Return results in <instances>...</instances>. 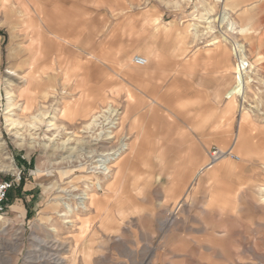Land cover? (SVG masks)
Returning <instances> with one entry per match:
<instances>
[{"label": "rangeland", "instance_id": "1", "mask_svg": "<svg viewBox=\"0 0 264 264\" xmlns=\"http://www.w3.org/2000/svg\"><path fill=\"white\" fill-rule=\"evenodd\" d=\"M228 1L0 0V180H17L0 216V264H57L55 257L65 258L61 264H264V0H231L242 15ZM225 11L229 21H215ZM232 15L249 28L235 36L250 62L228 29ZM62 17L79 29L92 24L101 60L90 62L78 49L59 58L50 28ZM224 34L238 59L234 87L237 59L219 68L217 47L226 42L211 46ZM147 55L146 67L133 62ZM230 89L255 125L247 158L242 163L234 152L230 170L204 176L177 208L189 181L167 195L175 166L200 153L195 171L216 166L233 144L238 107L223 116ZM130 91L144 104L129 118ZM151 99L159 106L151 108ZM42 112L47 119L30 126ZM98 114L101 126L85 129ZM53 116L59 130L48 127ZM9 118L21 124L12 128ZM182 129L189 152L180 146ZM124 142L129 148L119 156ZM108 153L109 176L99 170ZM86 192L84 209L78 198Z\"/></svg>", "mask_w": 264, "mask_h": 264}, {"label": "crops", "instance_id": "2", "mask_svg": "<svg viewBox=\"0 0 264 264\" xmlns=\"http://www.w3.org/2000/svg\"><path fill=\"white\" fill-rule=\"evenodd\" d=\"M233 3L234 2L231 0L226 2V4H228L229 11L231 9L233 12L237 11L236 13L234 12L233 14L242 15V14H238V12H239L238 8L240 6L239 5L240 3H238V4L237 3L233 4ZM232 11H230V12H232ZM225 13L228 14L226 11H225ZM64 19H65V17L58 19V21L60 23L58 29L55 28L54 26L51 28L49 26H47L53 30V32H52V35L54 36L53 41L55 42V44L59 45V47H60L59 58L65 60L66 58L64 57V53H66L68 51L72 52V50L78 49V51H80L81 54H87L88 55L90 62L101 60V57H100V55H98L97 50H96L97 49V41H96V33H95L96 30L92 26V24L90 23L85 28L79 29V26L77 25V23H73V24L71 23V24L67 25L66 23H64L65 22ZM65 25H67V26H65ZM231 25H232V28L229 25L228 29H229V31H232V34L235 37V42L237 44H239L240 46L244 47L243 53L245 54L246 59L249 61V58L246 54V46L244 44H241L239 41H237L236 36H235L239 33L248 32L249 28H248V26L239 27L237 25V23L234 21V16H233V22H231ZM221 41L226 42V44H223L220 47L216 46L217 51H219L218 54H220V56L222 57V58H219V60L217 62L219 68H221L222 65L226 66V63L230 62V56H233L234 58H236L233 54L232 49L229 47V46L233 47L231 42L228 43L229 41L216 39L215 41H213L211 43V46H214ZM151 57H152L151 55H147L144 57L147 60L148 64L151 61L150 60ZM251 64L254 65L253 63H251ZM138 67H140V66H138ZM133 68H136V67L133 66ZM136 69H134V71H137ZM230 73H231V75H233V78H234V85H233V87H234L236 84L237 63L233 68H231ZM231 89L229 91H227V94L225 96V99H226L225 107L223 109V116H225V118H230L233 116L236 106L238 107V123H237V130H236V133H235L234 138H233V144L228 149L223 150V151H229L230 153L226 158L221 160V162L218 165L215 166L216 163L213 164L212 166L210 164L209 165L205 164L204 166L200 167L199 170H197V171H195V168H196V165L198 164V162L200 161V159H203L202 153L199 154V157L197 159L193 158L191 156L189 158L188 157L184 158L179 163V165L175 166V167H177V169L175 168V171L170 174V187H169V191H167V195L175 197L177 195L176 194L177 191H182L186 187L187 182L189 181V185H188L187 189L185 190V193L183 194L181 200L178 201L176 204L177 208L181 206L182 200H185L187 198L189 191L192 190V188H194L196 185H199V183L201 182V179L204 176L214 174L218 170H224V172H227L228 170H230L232 163H230V161L228 159L234 154V152L239 153V160L242 163L247 158V153H246L245 149H247L250 145L249 129H251L255 125L253 123V120H250V114L247 112L246 108H244V106L242 104L238 103V96L232 95ZM246 89H247V86L245 87V92H246ZM130 92L132 94V99L130 101H128L129 105H127V107H126V111L128 110V112H129V118L132 114L131 109L133 107H138L139 105L142 106L144 104V100L142 97L137 96L136 93H134L133 91H130ZM244 98H245V94H244V97L242 99H244ZM149 104H150V107L153 109L156 108V105L159 106L158 100H156V99H151V102ZM159 112H161V111L158 107V113ZM125 115H126V113L124 114V116ZM201 119H202V117H201ZM260 130L263 131L264 127H260ZM180 132H181L180 135L182 136V142L180 143L181 149L183 151L189 152L190 147L187 143V137H189L190 133L186 129H182ZM165 133H167L166 130L161 131V135H164V138L166 137ZM138 141H139V138H137V140H136L137 144L135 145V147L138 145V143H140V141L139 142ZM124 144H126V147L124 150H121V152L119 153V156L122 153L126 152L129 148V145L126 142H124ZM135 149L136 148L129 150L130 151L129 153L130 154L134 153L136 151ZM163 151H165V148H163ZM172 165H174V164L168 163L169 167H171ZM166 166H167V164H166ZM244 166L245 165L242 166V169ZM118 182H119V180H118ZM218 198H220V196H218L217 199ZM89 201H90V199H89ZM17 209L19 210L20 208H19V206L15 205L14 210H17ZM171 213H173V212H171Z\"/></svg>", "mask_w": 264, "mask_h": 264}, {"label": "bare ground", "instance_id": "3", "mask_svg": "<svg viewBox=\"0 0 264 264\" xmlns=\"http://www.w3.org/2000/svg\"><path fill=\"white\" fill-rule=\"evenodd\" d=\"M201 20H202V22H205V23H207V24H212V22H213V18H211V16H209L208 14H203L202 15V17H201ZM215 21H218L220 24H223V23H226L227 21H229V16H228V14H226L225 12H222V14H220V16H219V18H216L215 19ZM234 27V26H233ZM199 29V28H198ZM231 37H230V35H228V34H224V40H226V39H230ZM235 44V43H234ZM234 49H235V53H236V55L239 57L240 55H242L241 54V52L240 51H238V49H239V47L235 44V47H234ZM236 57V56H235ZM135 58V57H134ZM237 59V58H236ZM133 61H134V59H133ZM147 61V60H146ZM135 63V62H134ZM237 64H238V59H237V62H236ZM240 63V62H239ZM245 68V67H244ZM244 72V71H243ZM243 72H241V73H243ZM245 75V74H244ZM237 76H238V74H237ZM245 85V83H244V81H243V83H242V86H244ZM26 92H28V91H26ZM29 93H31V91L29 92ZM15 94L14 93H12L11 91H8L7 92V100H8V103H7V113L6 114H10L9 116H13V114H12V111H14L15 109V105H14V102H15ZM103 113L104 114H108V115H110L109 117L107 116L106 117V120H107V126L109 125V124H111V120H110V117H112L113 116V114H114V112H113V110L112 109H110V108H108L107 110H105V111H103ZM103 117H105L104 115H97V116H94L93 117V119L91 120V121H89L88 123H86V125H85V129H87V130H89L90 132H93L94 133V131H96V129L97 128H99L100 126H101V119H103ZM43 119V120H42ZM45 119H47V115L45 114V113H40L38 116H35V117H33V120H34V123L33 124H30V126H36V124H38V123H41L42 121H44ZM9 121H10V126H12V128L13 127H16L17 125H20L21 123L20 122H17L16 120H14V119H12V118H9L8 119ZM55 120H56V117L55 116H53L52 117V119L51 120H48V127H50V128H52L53 130H59V128H58V126H57V123H55ZM110 120V121H109ZM61 128V127H60ZM96 128V129H95ZM102 132V131H101ZM104 133V132H103ZM103 133H99V134H97L98 136H101L102 137V135H103ZM110 131H108L106 134L107 135H110ZM105 134V133H104ZM15 135L17 136V138H19L20 139V141H21V143H20V145H25L26 146V144H27V141H25V139H23V137H22V134H20V132L19 131H17V132H15ZM106 135V136H107ZM95 136V135H94ZM98 138V137H97ZM71 141V137H69L67 140H65L64 142H63V144H62V146H65V145H67V144H69V142ZM30 147H32L31 145H30ZM2 149H4V147H3V144L1 143L0 144V151H3ZM125 148H122L121 150H124ZM121 150H120V152H121ZM222 159L221 160H223L224 158H226L228 155H229V151H223L222 150ZM110 155H112V153H108V154H105V155H103L104 157H107V158H105L104 160L102 159V160H100L99 162H102L103 164H102V167H104V165H105V167H104V169L103 168H101L100 166V168H99V170H101L102 171V173H105V175H107V176H109V174H110V172L107 170L108 169V167H109V165L110 164H106V162L108 161V158L110 157ZM103 157V158H104ZM8 159V158H7ZM216 163V161L215 162H213V164H215ZM108 166V167H107ZM4 168L6 169V171H10V172H13L14 171V165H13V163L12 164H9V165H6V166H4ZM79 200H80V205L81 206H83V208L84 209H86L87 208V201H89V199H91L90 198V196H89V194H87V192L86 193H83L82 194V196H80L79 198H78ZM91 204H92V202H91ZM68 207V206H67ZM68 214L70 213L71 215H73L74 214V212H73V210L72 209H70V207L68 208ZM61 216H63V215H61ZM55 229V228H54ZM87 231V230H86ZM53 232V231H52ZM65 260V258H61V257H55V262H57V264H61V263H63V261Z\"/></svg>", "mask_w": 264, "mask_h": 264}, {"label": "built area", "instance_id": "4", "mask_svg": "<svg viewBox=\"0 0 264 264\" xmlns=\"http://www.w3.org/2000/svg\"><path fill=\"white\" fill-rule=\"evenodd\" d=\"M136 65L140 67L147 66V61L142 56H136L134 58ZM222 155V153H220ZM218 151H213L210 153V157L213 161L218 160L220 155ZM17 180H0V216L4 213L6 208V201L8 199L9 192L15 187Z\"/></svg>", "mask_w": 264, "mask_h": 264}]
</instances>
